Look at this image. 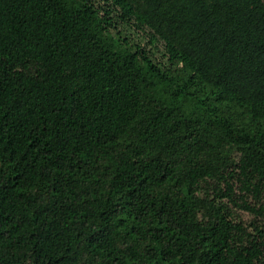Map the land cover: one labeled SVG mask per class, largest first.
I'll list each match as a JSON object with an SVG mask.
<instances>
[{"label":"trees","instance_id":"16d2710c","mask_svg":"<svg viewBox=\"0 0 264 264\" xmlns=\"http://www.w3.org/2000/svg\"><path fill=\"white\" fill-rule=\"evenodd\" d=\"M0 264H264V0H0Z\"/></svg>","mask_w":264,"mask_h":264}]
</instances>
